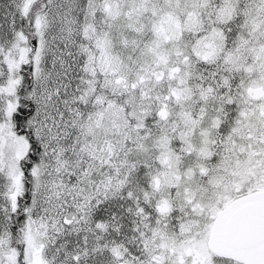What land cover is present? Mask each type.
<instances>
[{
    "label": "snow or ice",
    "instance_id": "6c2138e0",
    "mask_svg": "<svg viewBox=\"0 0 264 264\" xmlns=\"http://www.w3.org/2000/svg\"><path fill=\"white\" fill-rule=\"evenodd\" d=\"M0 264H264V0H0Z\"/></svg>",
    "mask_w": 264,
    "mask_h": 264
}]
</instances>
